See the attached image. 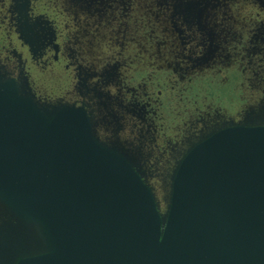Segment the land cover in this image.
Returning <instances> with one entry per match:
<instances>
[{"label":"water","instance_id":"95a60500","mask_svg":"<svg viewBox=\"0 0 264 264\" xmlns=\"http://www.w3.org/2000/svg\"><path fill=\"white\" fill-rule=\"evenodd\" d=\"M38 101L0 69V203L24 230L0 264H264V109L196 138L160 212L136 152Z\"/></svg>","mask_w":264,"mask_h":264},{"label":"clouds","instance_id":"9594fccd","mask_svg":"<svg viewBox=\"0 0 264 264\" xmlns=\"http://www.w3.org/2000/svg\"><path fill=\"white\" fill-rule=\"evenodd\" d=\"M108 3L110 8L105 5L100 10L98 4L80 3L62 11L55 42L62 50L68 44L76 55H62L46 72L29 66L31 87L40 104L76 109L90 104L93 114L85 113L94 122L97 139L106 145L118 140L133 153L140 137L149 131V122L157 128L164 125L162 136L178 139L189 121L207 123L209 117L219 115L225 117L226 125L239 124L251 109L264 108V50L248 51L257 46L264 49V33L254 39L264 25L260 0L208 3L200 21L203 30L195 21L188 24L182 15H174V0L167 5L130 0L127 12L125 5ZM78 33L82 49L73 40ZM46 47L44 41L36 52ZM210 48H215L211 58L197 63ZM50 55L49 51L45 59ZM224 55L232 61L230 65ZM112 68L115 79L106 81L104 73ZM82 79L87 90L80 87ZM97 91L103 95L98 97ZM225 97L228 104L223 102ZM104 104L118 114L119 127L102 126L93 118L97 107L105 110ZM137 109H143V119L134 114Z\"/></svg>","mask_w":264,"mask_h":264},{"label":"flooded vegetation","instance_id":"af4514ba","mask_svg":"<svg viewBox=\"0 0 264 264\" xmlns=\"http://www.w3.org/2000/svg\"><path fill=\"white\" fill-rule=\"evenodd\" d=\"M155 2L167 5L169 0H155ZM174 2V15H182L188 24L195 21L200 25L201 30H203L205 25L200 23V21L204 15L205 8L208 6V3L220 2V0H187V3H185V0H174ZM260 2L261 6L264 7V0H260ZM80 3L89 6L98 4L97 10H100L105 5L109 8L111 7L108 0H0V69L6 71L13 79H26L31 87V75L28 72L30 65L38 72H46L53 64L60 61L62 55L75 56L76 50L70 49L68 44H65L62 50L61 45L55 41L59 36V25L63 23L62 11H67L70 6ZM112 3L125 5V12L129 10L130 0H112ZM201 3H205V7H201ZM84 24L87 26V21ZM64 27L67 28L68 25L64 24ZM165 30L167 31V29ZM262 33H264V25L258 29V35L254 39L260 38V34ZM83 34L87 35L86 32ZM117 34H119V30H117ZM23 35L25 38L27 37V39L31 40L34 45L31 46L26 43ZM79 35L78 33L77 36H74L73 40L76 44H80L82 49L84 44L78 38ZM209 36L212 38L211 32H209ZM92 39H95V37ZM92 39L87 41L89 50L92 45ZM44 41H47V47L41 49L39 53L36 52L39 48L43 47ZM121 47L123 48V44H121ZM140 47L143 50V46ZM156 49L157 53H159L160 42L157 43ZM257 50L264 49H260L257 46L248 51L253 52ZM49 51L51 53L50 58L45 59ZM214 51L215 48H210L206 56L197 61V63L206 62V60L211 58ZM224 53H226V49L222 51V54ZM224 62H226V65H230L232 61L229 60L228 55H224ZM249 63L251 64V60ZM115 76V68L108 69L104 73L106 81L115 79ZM226 82L227 78L221 82V85H226ZM80 87L87 90L84 79L81 80ZM32 91L37 97L35 90L32 89ZM96 95L99 97L103 94L97 91ZM37 99L39 100L40 98L37 97ZM223 102L228 104V98L225 97ZM103 106L105 108L104 111H101L99 107L95 109L93 118H98L102 126L119 127L118 114L108 108L107 104ZM81 107L85 108L90 115L93 114L90 104H84ZM252 111L254 109L250 110V112ZM134 114L143 119V109L135 110ZM223 123H225V117L219 115L209 117L207 123H193L189 121L184 128V135L178 139H174L168 137L166 134L163 136L160 134V129L164 125L157 128L154 122H149V131L140 137L136 153L139 162L145 168L149 184L158 196L162 211H165L166 208L163 199L167 195L168 177L183 157L189 145L210 128ZM157 141H160V143H157Z\"/></svg>","mask_w":264,"mask_h":264},{"label":"rangeland","instance_id":"374dc122","mask_svg":"<svg viewBox=\"0 0 264 264\" xmlns=\"http://www.w3.org/2000/svg\"><path fill=\"white\" fill-rule=\"evenodd\" d=\"M133 158L136 159V156H134ZM144 179H145V177H144ZM169 183H170V176L168 177V182H167L168 187H169ZM153 193H154L155 198L157 200L160 212H164L161 210L160 203H159L160 201L158 200V196L154 190H153ZM163 201H164L163 203L166 204L164 199H163ZM165 210H166V208H165ZM23 231H24L23 226H21L20 223L16 222L14 216H12V214L0 203V243L2 241L5 243H8V242L14 240L13 238L15 237V233H22ZM18 247L20 248L21 246H17L16 248H18ZM30 247H32L31 244H30ZM21 249L23 250L25 248L22 247ZM10 262H13V261H10Z\"/></svg>","mask_w":264,"mask_h":264},{"label":"trees","instance_id":"16d2710c","mask_svg":"<svg viewBox=\"0 0 264 264\" xmlns=\"http://www.w3.org/2000/svg\"><path fill=\"white\" fill-rule=\"evenodd\" d=\"M262 109H264V108H262ZM254 111H258V110L254 109Z\"/></svg>","mask_w":264,"mask_h":264}]
</instances>
